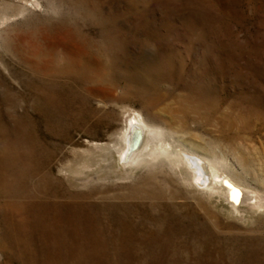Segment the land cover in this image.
<instances>
[{
    "label": "rangeland",
    "instance_id": "obj_1",
    "mask_svg": "<svg viewBox=\"0 0 264 264\" xmlns=\"http://www.w3.org/2000/svg\"><path fill=\"white\" fill-rule=\"evenodd\" d=\"M135 119L173 150L126 162ZM181 148L264 196V0H0V264H264Z\"/></svg>",
    "mask_w": 264,
    "mask_h": 264
},
{
    "label": "bare ground",
    "instance_id": "obj_2",
    "mask_svg": "<svg viewBox=\"0 0 264 264\" xmlns=\"http://www.w3.org/2000/svg\"><path fill=\"white\" fill-rule=\"evenodd\" d=\"M164 136L163 131L145 127L136 119L131 120L122 133V139L126 142L125 161L136 162L145 158H157L162 152H168L166 153L168 155L169 151L173 150V146L165 141ZM174 153L178 159L185 160L193 171L195 181L201 187H208L214 192L227 184V191L234 196L236 201L241 200V203L244 202L250 207H264V196L258 193H243L239 183L234 178L225 175L217 161L196 152L190 153L185 148Z\"/></svg>",
    "mask_w": 264,
    "mask_h": 264
}]
</instances>
